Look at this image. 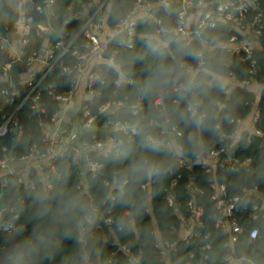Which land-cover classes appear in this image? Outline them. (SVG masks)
<instances>
[{"label":"trees","instance_id":"trees-1","mask_svg":"<svg viewBox=\"0 0 264 264\" xmlns=\"http://www.w3.org/2000/svg\"><path fill=\"white\" fill-rule=\"evenodd\" d=\"M101 3L104 0H97ZM158 1V0H155ZM207 8L214 6L215 0H208ZM252 6L247 14V21L253 25L254 16L261 12L262 33L258 37L260 45L253 44V51L250 54L244 52H235L226 48H218L216 55L221 59L225 82L222 89L215 86L210 90L209 102L212 104L216 114L218 128L211 131H205L204 147L207 149L219 147L230 142L228 139H222L221 133H232L238 128V120L244 119L250 114L254 103L258 106L260 114L255 121V129L263 132L257 133L255 130L245 131L242 133L239 141L235 145V153L240 162H244L247 158H251L244 165H240L235 169L231 166H218L215 176L218 180L224 181L227 184V193L234 195L237 193L243 194L248 187L258 186L264 189V0H252ZM91 0H55L52 5H48L44 0H27L25 3L26 15L30 18L27 22L30 31L26 35L27 42L24 44V54L21 59L16 60L9 68L11 74L20 73L26 68L25 59L35 50H41L47 43H55L59 38H64L66 42L72 39L76 40L77 45H84L87 41L86 35L82 32V28L86 23L88 16L94 12V7H89ZM105 5L107 8V23L106 27L113 29L115 27L114 17L126 9H131L136 0H107ZM20 0H0V33L7 35L12 30L16 29V23L20 16ZM179 3L182 4L181 1ZM156 3L151 8L157 12V15L163 16L162 8H156ZM38 6H45L48 12H41ZM88 8V12L84 10ZM50 13L53 14L51 18ZM51 26L50 32L45 36L38 33L39 26ZM209 31L214 33L219 40L227 41L231 36L236 35L239 40L245 39L244 33L225 23L218 22ZM110 35V34H109ZM105 37L106 40L108 36ZM251 42V41H250ZM109 50L105 54L104 59L116 49V43L113 40L108 43ZM141 44L136 42V50H140ZM60 54L56 51V55ZM65 63H72L74 56L70 51L61 56ZM253 61L255 62L253 64ZM146 62L137 61L133 66L135 73L134 80L137 82L145 79ZM256 68L254 73H250L251 68ZM233 70V76L229 75V71ZM100 74L103 77V82H98L96 85V94L89 101L90 112L106 119L111 116L117 119L124 112L122 105L117 107L112 113L104 114L101 107L107 103L123 100L127 103L126 97H131L139 102L141 99L135 96V90L139 87V83H128L123 86H118L115 82L114 73L107 69L101 62ZM254 77V80L260 87L258 93L255 92L253 83L250 85L244 84L243 80ZM53 81L55 92L61 93L70 87V79L67 74H63V67L57 63L47 73L43 81L41 90V101L45 103V114L49 117L55 110L60 108V103L46 88L48 82ZM4 86H9L8 83L0 85V90ZM17 86L21 89L22 95L18 96L12 103L7 102L0 94V125L3 123V113L11 115L14 113L19 122L23 125V134L19 139H15L12 131L0 137V155L3 152V147L6 146L10 151L17 155H23L32 147L44 149L46 147L43 140V129L40 125V110L32 107V95L19 107L24 96L31 90L28 83H20ZM230 87L229 92L226 90ZM144 111L149 109V99L145 96L142 99ZM95 134V137L93 136ZM124 138V133L119 129L107 128L102 130H92L83 132L80 135V140L88 139L93 141L95 138L106 140L109 136ZM76 142L68 143L67 150L56 158L57 172L52 174L54 182V191L61 193H71L82 195L85 200H95L98 204L103 199L108 190L114 166L110 162V156L104 155L102 152L95 150L88 152V155L102 163L99 170L88 168L86 171V181L82 182L81 188L78 184L82 181V166L74 162L75 152L72 146ZM130 147L137 146V138L131 137ZM192 158V157H191ZM49 168L46 167L47 171ZM34 170L36 177V187L34 189H25L24 185L18 181V176L7 173L5 176L8 179V184H3V179H0V211L3 212V217L0 219V228L3 221L8 220L9 207L15 205L19 215L14 218V222L18 228H21L19 233V244L27 245L29 240H32L31 247L24 253H16L15 257L21 264H88L85 261V254H88V260L92 264H135L130 261V255H138L142 264H159L160 253L156 246L158 234L162 238L170 240L176 239L171 233V225H179V221L174 208L171 207L167 200V190L175 192L177 200L180 202L181 209H186L185 202L190 196L186 189L187 183L194 178V181L199 184L204 193L198 195L197 199L205 207V219L208 222V230L212 233L213 248L210 250L211 259L209 264H227L222 257L225 252L231 250L230 247H224L223 243L228 239V234L221 229L214 227L210 222V215L214 212V201L211 195L214 188L211 187L207 172L201 165H195L193 171L189 172L181 167L178 160L174 161L170 171L160 177L152 178L153 182L146 188L143 183L149 180H144L140 183L129 186V197H126L128 202L114 203L112 200L100 205L96 213V224L93 231L100 227L97 235H92L90 239L60 238L54 245L47 246L44 243L37 244L34 237L47 228L44 223L34 219L35 206L33 198L35 193L45 185L43 174ZM191 174V175H190ZM178 176L176 185H172L174 177ZM107 181H109L107 183ZM115 195V191L113 192ZM105 208H110L108 216L113 218V222L105 220ZM55 210V205H53ZM127 210H130L128 213ZM125 217L128 221V227L125 231H120L116 227V219ZM249 217L243 216L245 223H248ZM255 223L252 221L250 225ZM260 227V237L248 250L256 264H264V218L257 221ZM158 230V233L154 232ZM15 233V232H14ZM13 234L0 229V246L10 241ZM105 234V238H102ZM121 244H128L131 253L121 247ZM245 243L240 240L234 244V252L237 255L242 254ZM194 244H187L184 241L178 242V249L171 251L170 257L173 264H184L188 251L194 248ZM112 259V261H110ZM243 264H253L250 261H244Z\"/></svg>","mask_w":264,"mask_h":264},{"label":"clouds","instance_id":"clouds-1","mask_svg":"<svg viewBox=\"0 0 264 264\" xmlns=\"http://www.w3.org/2000/svg\"><path fill=\"white\" fill-rule=\"evenodd\" d=\"M156 8H162L164 15H157L151 6L117 14L115 27L104 41L114 40L117 47L107 59L101 57L118 86L139 83L134 95L141 100L148 97V111L126 97L124 112L115 121L124 138L109 142L107 152L115 170L99 204L79 194L54 191L52 183L35 193L34 219L47 225L34 237L37 244L52 246L60 238L90 239L100 205L109 200L126 204L130 185L163 176L176 160L192 157L196 164L202 163L203 134L219 126L209 102L210 90L213 86L222 89L225 82L223 64L216 55L221 45L209 31L215 26L211 23L213 13L206 11V0H183L182 4L158 0ZM200 17L203 19L197 23ZM137 41L140 50H136ZM137 61L147 64L145 79L140 82L134 80ZM101 111L107 112L108 107ZM131 137L137 138L135 148L129 146ZM90 151L95 147L83 144L73 161L81 156L88 159ZM116 227L125 231L127 219L118 217ZM84 259L92 264L87 253Z\"/></svg>","mask_w":264,"mask_h":264},{"label":"built area","instance_id":"built-area-1","mask_svg":"<svg viewBox=\"0 0 264 264\" xmlns=\"http://www.w3.org/2000/svg\"><path fill=\"white\" fill-rule=\"evenodd\" d=\"M179 1L183 3V0ZM44 2L50 6L55 2V0H44ZM107 3V0H104L101 3H98L97 0H91L89 3V6H95V10L88 16V19L82 28V32L87 37V41L84 45H77L75 43V39L66 42L65 39L61 37L55 43L47 44L45 55L41 54V50H35L26 57V66L33 64L37 60L46 63L44 72L28 82V85L31 86V90L24 96L19 105L20 107L31 96V93L33 91L35 92V94L32 95V107L38 108L40 110L41 117L39 123L43 129V140L46 147L44 149H38L34 146L23 155H17L15 152L10 151L6 146H4L3 152L0 155L1 169H9L10 160L12 159H35V167L44 172L45 184L52 183L54 186L52 174L57 172L55 161L59 155H62L67 150V144L62 149L58 150L57 138L51 131V128L55 127L56 129L57 126L59 127V125H61L64 114L63 106L65 103H68L73 99L77 81L82 74L88 71L87 65L89 59L91 57L104 58L105 54L109 50L108 43H104L106 40L104 37V29L107 23V8L105 5ZM156 3H158V1L136 0V3L132 8H148L149 6L152 7ZM207 3H209L208 0H206V4ZM252 6H254V2L252 0H215L214 6L206 9V11L211 10L213 13V18L211 21L212 24L216 25L218 22H221L227 25H233L244 33L245 39L242 40H239L236 35L231 36L227 41L219 40L221 48L233 50L237 53L244 52L247 54H250L253 51V43L250 42V30L252 29V37H256L258 39L259 35L262 33L263 25L261 23V12H258L254 16L253 25L255 24L256 26H252V24L247 21V14ZM38 9L41 12H48V9L45 6H38ZM202 19L203 18L200 17L199 20H197V23H199ZM29 31L30 28L28 26L26 34H28ZM7 38V35L5 36L0 33V46L3 45ZM97 41L100 43L97 44ZM26 42L27 38L25 37L24 44ZM95 48H98L99 51L94 52L93 49ZM56 51L60 52L58 56L56 55ZM68 51H70L74 56L72 63H65V61L61 59V56ZM23 54L20 55L18 59H21ZM57 63L63 67V74H67L69 76L70 87L61 93H56V84L53 81L48 82L46 88L48 87L49 92L55 99L59 101L60 108L55 110L49 117H47L44 108L45 103L41 101L40 89L43 86V81L47 73ZM254 63L255 62L253 61V64ZM6 68L8 67L6 66ZM255 70L256 68L252 67L250 69V73H254ZM228 74L233 76L234 71L231 70ZM87 76L88 90L92 97L97 93V83L103 82L104 79L100 74V67L88 71ZM243 83L250 85L257 82L254 80V77L251 76V78L244 79ZM229 90L230 89L228 88L226 92L228 93ZM0 94L7 102L12 103L18 96L22 95V91L17 85H9L2 87ZM90 100H87L85 103L84 111L81 116V128L84 130V132L97 130L96 126L94 125V120L97 115H93L90 112ZM115 102L119 106L124 104L123 100H118ZM139 103L142 104V100H140ZM107 104L103 105L101 110L105 108ZM259 114L260 110L257 109L255 119L258 118ZM43 116L47 118L46 121L43 119ZM2 117L4 118V121L0 125V137L7 134L9 131H12L15 139H19L23 134V125L19 122L18 118L15 117L14 113L11 115L3 113ZM241 120L242 119H239L238 123ZM115 121L116 120L111 116L106 118V123L108 126L111 125L113 128H115ZM253 130H255L257 133L263 134V132L259 129L254 128ZM235 133L236 132H222L221 138H229L230 142L210 149L204 147V150L201 154L202 163L199 165H201V167L211 174L209 181L211 187L214 188L211 199L214 201L215 209L210 215V222H212L214 227L219 228L224 233L228 234V239L224 241L223 246H231V250H228L224 253L222 257L223 261L227 264H243L244 261H250L253 264H256V262L250 258L251 256L248 254V249L255 244L261 234L257 221L260 218H264V189H260L258 186L248 187L245 189L243 194L237 193L234 195H229L227 193L226 182L218 180L215 176L218 166L229 165L232 169H235L241 164L244 165L251 160V158H247L244 162H240L238 160L235 153V146L232 145V140L235 136ZM80 135L81 133H78V131H72L68 136V143L76 142V144L72 146V149L75 152V157L77 156V153L80 151V148L83 144L94 146L95 150L102 152L104 155H108L107 148L109 147V142L119 141L121 139L111 135L105 141L96 138L93 141H90L88 139L80 140ZM93 136L95 137V134H93ZM82 158L83 156L77 159V162L80 165H82ZM178 163L181 167L185 168L189 172L193 171L195 165H197L194 162V158L191 157H189L187 160H178ZM87 165L88 168H93L95 170H99L102 167L101 162L92 159L89 155L87 159ZM46 167L49 168L47 171L45 170ZM11 174L17 175L13 172H11ZM17 176L18 181L24 185L25 189H34L36 187L37 182L34 175V170H31L27 177H23L21 175ZM82 182L83 180L78 184V188H81ZM108 182L109 181H107V183ZM152 182L153 180H149L144 182L142 185L144 188H146ZM177 182L178 176L173 178L172 185H176ZM3 184H8V179L6 176L3 178ZM186 189L190 194L185 202L186 209H181V204L177 200L175 192L173 190H167L168 203L174 208L179 225L172 224L170 227L171 233L176 237L174 240L162 238L160 237V234H158L156 246L158 247L160 253L159 264H173L171 262L170 254L171 251L178 249L179 241H184L187 244H194L195 246L188 251L184 264H209L210 262V250L213 248L212 233L210 230H208V222L205 219V207L197 199L198 195L204 193V190L194 181L193 177H191V180L187 183ZM110 211V208L104 209L106 215L105 220L107 222H113V218L108 216ZM9 212L10 214L7 222L0 229L6 231L9 234H13L18 228L14 222V218H16L19 213L15 205H11L9 207ZM127 212L129 213L130 210H127ZM243 216L246 218L249 217L248 223H245L246 220H243ZM252 221L255 223L250 225ZM154 232L158 233V230L154 229ZM240 240L245 243V246L243 248L242 254L237 255V253L234 252L233 247L234 244ZM121 247L127 252L131 253V249L128 244H121ZM110 261H112V259H110ZM130 261L135 264L138 262L142 264L140 257L135 254L130 255Z\"/></svg>","mask_w":264,"mask_h":264},{"label":"crops","instance_id":"crops-1","mask_svg":"<svg viewBox=\"0 0 264 264\" xmlns=\"http://www.w3.org/2000/svg\"><path fill=\"white\" fill-rule=\"evenodd\" d=\"M27 0H20L19 6H20V16L16 23V29L10 31L7 33V40L3 43L2 46H0V85H3L5 83H8L9 85H17V84H24L28 83L31 79L38 77L40 74H42L46 68V63L42 61H35L31 65H27L24 70H22L20 73L17 74H11L9 72V68L12 66V64L18 60V57L24 53V39L26 37V32L28 29V20L29 18L26 15V8L24 11L21 10V6L26 3ZM90 7V6H89ZM84 10L85 13L88 12V8ZM51 26L46 25H40L38 33L41 35H46L48 32H50ZM110 27H105L104 29V37H107V35L111 32ZM252 33V29L250 30ZM250 33L251 36V42L253 44L260 45L257 38L252 37L253 35ZM47 42L41 49V54L45 55V51L47 48ZM101 58L100 57H91L89 59L87 70H93L98 67H100L101 64ZM6 66L8 68H6ZM8 69V70H7ZM87 71V72H88ZM87 72L82 74L79 80L77 81L76 87H75V94L73 99L65 103L63 106V119L61 125L57 128H51V131L55 134V137L57 138V149L60 150L66 144H68V136L70 132L72 131H78V133H83L84 130L81 128V116L84 111V106L87 100H90L91 94H89L88 90V76ZM254 90L256 93L260 90V87L257 83H253ZM230 89V87H229ZM108 111L104 112V114H109L111 111L115 110L119 105L116 104V102L108 103L107 106ZM258 106L254 103L253 109L250 112L248 116H246L244 119L239 121L238 128L235 131V136L232 140V145H236V143L239 141L242 133L245 131H252L255 128V116ZM94 125L97 129H107L111 128L112 126L106 123V119H103V117L96 116L94 120ZM117 129V128H113ZM36 161L35 159H12L10 160L9 169H1L0 168V179H3L7 173H15L17 175H21L23 177H27L31 170L36 169L38 172L43 174V180H45L44 172L39 170L35 167ZM82 180L86 181V173L88 169L87 165V159L82 158ZM3 217V212L0 211V219ZM6 221H3L1 226H3ZM100 227H97L93 234L97 235L99 232ZM105 234H102V238H105Z\"/></svg>","mask_w":264,"mask_h":264},{"label":"water","instance_id":"water-1","mask_svg":"<svg viewBox=\"0 0 264 264\" xmlns=\"http://www.w3.org/2000/svg\"><path fill=\"white\" fill-rule=\"evenodd\" d=\"M81 1V0H80ZM21 10H25V6H21ZM51 18H53V14L50 13ZM43 119L46 121L47 118L43 116ZM111 130H113V127H111ZM21 228H17L14 237L5 243L4 245L0 246V264H21L19 260L16 259L15 254L16 253H24L27 249L31 247L32 243H28L27 245H21L19 244V233ZM10 254H14L11 255ZM137 264H141L138 262Z\"/></svg>","mask_w":264,"mask_h":264},{"label":"rangeland","instance_id":"rangeland-1","mask_svg":"<svg viewBox=\"0 0 264 264\" xmlns=\"http://www.w3.org/2000/svg\"><path fill=\"white\" fill-rule=\"evenodd\" d=\"M254 38H256V37H254Z\"/></svg>","mask_w":264,"mask_h":264}]
</instances>
